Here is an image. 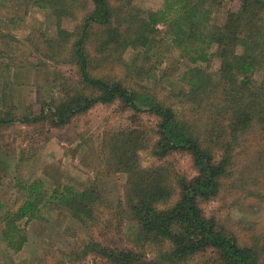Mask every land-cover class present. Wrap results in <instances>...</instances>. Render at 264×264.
Listing matches in <instances>:
<instances>
[{
  "label": "trees",
  "instance_id": "16d2710c",
  "mask_svg": "<svg viewBox=\"0 0 264 264\" xmlns=\"http://www.w3.org/2000/svg\"><path fill=\"white\" fill-rule=\"evenodd\" d=\"M131 3L0 0L3 7L47 9L55 32L43 38L44 53L54 51V60L74 69L73 75L59 82L57 99L37 114H19L15 92L22 83L14 82L18 70L1 67L0 126L15 121L64 126L97 104L111 103L131 110L132 117L147 114L155 119L154 127L140 123L108 136L107 160L114 167L110 169L126 174L115 203L106 201L100 187L90 182L77 189L69 181L47 184L41 178L15 176L22 199L16 208L0 214L1 239L20 249L24 237L17 222L40 219L44 208L58 206L91 233L67 251L73 258L54 264L77 261L88 253L108 264H151L153 259L146 260L138 250L105 246L95 239L93 232L100 230L102 221L111 224L102 216L107 211L119 220L118 229L127 219L137 239L164 246L155 258L161 264L187 261L194 254L208 264H264L263 238L245 240L215 216H206L201 206L222 192L238 195L248 204L252 197L264 201V0H163L154 11ZM79 10L81 22L72 29L63 27V18L74 17ZM220 13L217 22L214 18ZM3 34L0 31V38ZM127 50L131 52L125 57ZM174 52L177 66H183L180 86L160 96L156 89L137 84L151 80L153 70ZM36 65L34 70H40ZM10 69L11 85L4 81ZM123 73L133 80L126 82ZM141 148L159 157L187 153L195 168L190 176L172 174L178 198L164 210L157 204L169 197V175L166 167L141 168L137 158ZM258 225L253 222L240 230L264 231Z\"/></svg>",
  "mask_w": 264,
  "mask_h": 264
},
{
  "label": "rangeland",
  "instance_id": "374dc122",
  "mask_svg": "<svg viewBox=\"0 0 264 264\" xmlns=\"http://www.w3.org/2000/svg\"><path fill=\"white\" fill-rule=\"evenodd\" d=\"M162 1L132 0L131 4L142 10L154 11L162 6ZM82 14L83 12L79 10L74 17L63 18L62 26L72 29L81 22ZM221 17L220 13L215 15L214 19L220 22ZM157 28L163 30V24L158 23ZM0 31L4 33L0 38V68L3 67L4 70L10 66L12 71L13 68L17 69L18 78L14 82L22 83L17 84L19 89L15 92L17 95L15 112L37 114L44 104L51 99L54 101L60 95L59 82L74 74L72 65L53 59L54 51L44 53L46 46L43 47V38L54 34V18L47 9L38 5H29L24 11L22 8L14 9L13 6L3 7L0 4ZM43 34L45 36H42ZM28 50L31 53H28ZM130 52L131 50H127L125 57H128ZM175 53L173 55L167 53L161 66L153 70L155 72L151 80L146 81L145 78L137 84L156 89L160 96L180 86L177 81L183 66H177L179 63L174 58ZM36 63L39 64L40 70H34L33 66H37ZM11 69L10 74L4 77V81L10 82L9 85L13 84L14 80ZM124 76L125 73L121 75L122 79ZM124 79L126 82L133 80L130 76ZM175 106L178 110L181 109L179 105ZM130 111H123L113 103L97 104L64 126H53L46 121L36 124L15 121L0 126V214L16 208L21 203L20 190L14 185L15 176L25 179L41 178L47 184L69 181L68 183L77 189L90 182L100 187L102 197L106 201L108 200L110 204L115 203L124 190L126 174L110 169L114 167H111L110 161L107 160L108 136L116 130L128 131L140 123H145L150 128L155 125L152 116L141 114L132 117ZM137 158L139 166L143 169L166 167L165 174L169 175L168 181L172 189L167 200L157 204L160 210L168 208L178 198L177 185L172 174L179 176L195 174L191 158L184 152H173L159 157L150 150L141 148L137 150ZM249 201L248 204L240 200L238 195H226L222 192L218 197L203 202L201 206L206 216H215L228 230L236 235L242 234L241 237L245 240L264 239L263 230H240L242 226L245 228L253 225V222L264 227V201L257 197L249 198ZM112 211L114 209L110 210ZM41 215L40 219L31 221L23 219L17 222L21 228L20 234L24 237L20 249L15 250L6 245L0 236V264H54L60 259L69 260L73 257L68 255L67 251L89 239L87 235L91 231L80 227L65 209L58 206L46 207ZM102 216L111 224L102 221L100 230L93 232V236L100 243L105 246L138 250L141 255H145L146 260L153 259L150 261L151 264L163 262L160 258V262L155 258L164 246L149 243L143 238L137 239L134 232L131 234L132 224L127 219L123 223L124 228L118 229L119 220L115 221L108 216V211ZM2 225L3 221H0V227ZM251 231L256 234H252ZM260 232L263 234L260 235ZM206 262L207 259L201 261V257L194 254L187 261H178L175 264H208ZM61 264H108V262L88 253L84 258L79 257L77 261H66Z\"/></svg>",
  "mask_w": 264,
  "mask_h": 264
}]
</instances>
